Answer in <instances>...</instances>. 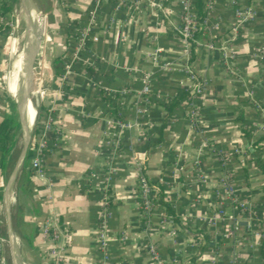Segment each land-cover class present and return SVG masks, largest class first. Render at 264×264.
<instances>
[{"label": "crops", "instance_id": "0c3cea01", "mask_svg": "<svg viewBox=\"0 0 264 264\" xmlns=\"http://www.w3.org/2000/svg\"><path fill=\"white\" fill-rule=\"evenodd\" d=\"M134 1L137 9L133 0H49L45 41L53 49L44 64L41 44L37 51L41 34H31L35 62L44 66L35 74L34 63L36 88L27 111L35 127H26V115L23 141L29 145L31 129L38 138L44 134L43 170L40 176L31 168L32 154L12 200L7 195L13 181L1 190L5 263L103 264L97 239L105 201L104 264H264V175L253 161V144L264 146V60L258 55L264 0H212L204 34L188 53L176 33L182 0H155L159 9ZM95 2L91 24L88 12ZM21 3L31 17L30 0ZM6 16L0 17V75L12 54ZM30 23L32 28L31 18ZM83 28L89 39L75 57ZM57 56L64 73L55 77ZM165 62L176 66L162 69ZM183 63L203 83L202 91L167 112L191 86ZM22 68L24 73V62ZM147 74L150 92L143 95ZM7 92L16 104L19 93ZM3 93L0 86V122ZM34 101L42 108L39 116ZM115 119L130 127L119 128ZM14 136L16 144L15 131ZM108 140L117 143L114 152ZM139 176L162 190L176 220L153 203L146 222L137 197Z\"/></svg>", "mask_w": 264, "mask_h": 264}, {"label": "built area", "instance_id": "2783aa9c", "mask_svg": "<svg viewBox=\"0 0 264 264\" xmlns=\"http://www.w3.org/2000/svg\"><path fill=\"white\" fill-rule=\"evenodd\" d=\"M113 1H118V0H113ZM211 1L212 0H205V5H206L207 9H208V6L211 4ZM146 2H147V5H149L152 8H156V9L161 8V4H159L155 0H146ZM193 4H194L193 0H182L181 1L180 13H179V24H178V27L176 28V31H177L176 33L181 38V40L183 41L184 52H186V53L189 52L190 42L194 40L193 34L197 30V28L199 27V23H197L195 15H194V5ZM133 6L135 9H137L139 6L138 2L133 0ZM97 10H98V2H95L93 7L88 12V22L89 23L92 24L95 22ZM77 37H78L76 40L77 45H76V47L74 49V53H73L75 57H77L79 52L85 48V43L89 39L87 37V28H85V29L83 28L82 30L78 31ZM91 39L93 41H95V40H97V37L93 36V37H91ZM196 44H197V42H196ZM207 47L209 49H212L213 46L211 44H208ZM158 52H160V49L156 50V53H158ZM258 55L262 60H264V42L262 43V45L260 46V48L258 50ZM153 60L156 61V55L153 57ZM173 66H176V64L172 63V62H165L164 64H162L161 68L167 70ZM180 66L182 67V69L187 74L188 80L191 83V86L189 89L190 90V97L192 98L194 96L199 95L202 91L203 83L201 81H199V79L197 78L195 73H193L191 71V69L189 68L188 65H186V63H183ZM263 73H264V69H263ZM149 81H150V75H148V74L144 75L142 78V82H143L142 94L143 95H147L150 92ZM262 84L264 87V79L262 81ZM190 114H191V119L194 120L196 118L194 111L191 110ZM114 124L116 126H118L119 128H129L130 127L129 123H121L117 119H115ZM48 127H49V125H48ZM48 127H46V129H45L46 131H48L51 126L49 128ZM38 139L41 140L43 143H39V140H38L37 146L33 149L34 154L30 160V164H31V168L38 175L41 176L42 170H43V168H42L43 167L42 146L44 144V134L39 136ZM107 143L109 144L111 150L113 148V152H114V150L117 147V143L115 141H112V140H108ZM108 178H109V175H108ZM155 192H156V190L147 181V179L143 176H139V178L137 180V197L139 199L140 208L142 210L143 216L146 219V222H147V220H148L149 216L151 215L153 208H154L153 197H154ZM218 215H221V211L218 212ZM108 218H109V213L106 210V202L104 201L102 204L101 212H100V218H99V223H98V239H97L99 249L102 252L103 264L108 259L107 237H106ZM42 233L44 234L45 237H47L46 228H44L42 230ZM256 236H258V234H256ZM3 243H4V239L2 237H0V264H6L5 259H4L3 254H2Z\"/></svg>", "mask_w": 264, "mask_h": 264}, {"label": "trees", "instance_id": "16d2710c", "mask_svg": "<svg viewBox=\"0 0 264 264\" xmlns=\"http://www.w3.org/2000/svg\"><path fill=\"white\" fill-rule=\"evenodd\" d=\"M194 1V15L196 18L197 23H199V27L193 34V41L190 42V48L191 50L196 45V40L199 36H203L204 34V28L208 24V20L206 18L207 16V7L205 6L204 0H193ZM12 12V3L10 4V0H1L0 3V17L4 15H8ZM4 27V25H3ZM0 29H2V25H0ZM60 62V57L57 56L52 60V69L53 74L55 77L61 76L64 73V70L62 67H60L58 64ZM15 88V86H11L10 89L14 93L12 89ZM16 95V94H15ZM190 96V90H186L179 94L177 97H175L174 101L165 107L167 112H169L173 107L176 106V104L183 98ZM5 113L2 121L0 122V176L3 180L7 179L16 160V157L13 154V150L15 147V136H14V128H15V114H16V104L14 99L9 93H5ZM42 110L41 107L38 108L37 116H39L40 111ZM38 118V117H37ZM37 134L36 129H31L30 136L31 138L34 137ZM46 135L48 138H50L51 132L47 131ZM263 139V137L261 138ZM259 141H256L253 144L254 151L257 152L256 158L253 160L254 165L256 168L260 170V172L264 175V146L258 145ZM34 143H29L25 158L31 156L34 154ZM157 188L156 196L153 199V203L155 205H162L165 207V211L167 214L172 215V210L170 203L165 196V194L162 192V190L155 185ZM2 199V191L0 190V200ZM173 219L176 220V218L173 216ZM0 229H1V223H0ZM259 252L260 255L264 261V238L261 241V244L259 246Z\"/></svg>", "mask_w": 264, "mask_h": 264}, {"label": "rangeland", "instance_id": "374dc122", "mask_svg": "<svg viewBox=\"0 0 264 264\" xmlns=\"http://www.w3.org/2000/svg\"><path fill=\"white\" fill-rule=\"evenodd\" d=\"M11 3H12V12L6 16L7 18L4 20V22L10 28L9 35H10L11 40L13 41L12 42V54L10 56V59H6V61L4 63V67H3L1 75H0V86L4 91V93H3L4 96H5V93H8L7 91L9 90L12 93V95L15 97L18 95L20 88H21V85H22V82H23V78H22L23 68L20 66V58H21V56H23L24 39H25V26H24V21H23V7H22L21 0H10V4ZM30 6L33 9L34 8L36 9V11L39 13V16L41 18V20H40L41 24L40 25L42 27V32H39V34H41V36H40L39 43L37 46V51L40 50L39 44H41L40 58H41L42 63L44 64L47 61V57L52 54L51 49H53V48H51V45L46 43V41H45V31H46V28H47V30L49 29L47 27V24L50 22L51 16H52L51 5L49 3V0H30ZM40 25H39V27H40ZM39 27H38V29H39ZM31 30H32V34H35V27L34 26H32ZM41 61L38 58L36 59L35 74H36V72L39 71V69H41L44 66V65H42V63H40ZM13 82L15 83V87H16L14 93L10 89V85ZM30 104H31V102H30ZM33 109H34L35 114H37L38 106H37L36 101L33 102ZM48 125H49V127L51 126L50 121H47L45 128L48 127ZM30 126H31V128H34L35 124L31 123ZM29 139H30L29 140L30 144L34 143V147H36L38 144V140H39L38 137L35 136V137L29 138ZM39 143H43V142L41 140H39ZM43 146H44V144H43ZM43 146H42V148H43ZM27 148H28V145L26 146V151H27ZM15 149H17V140H16V144H15V147L13 150V154L17 158V154H16ZM26 151H25V154H26ZM29 157L26 158V162H27ZM23 181H24V178H23V180L21 182V186L19 187L17 192H19L20 190L23 189V185H22ZM6 185H7L6 180L1 179V177H0V190H2L3 188L5 189ZM0 216L4 217L3 207L0 208ZM3 231L6 232L5 227H4ZM9 264H11V263L9 262Z\"/></svg>", "mask_w": 264, "mask_h": 264}, {"label": "water", "instance_id": "95a60500", "mask_svg": "<svg viewBox=\"0 0 264 264\" xmlns=\"http://www.w3.org/2000/svg\"><path fill=\"white\" fill-rule=\"evenodd\" d=\"M30 13L26 5L23 8V19L25 26V39H24V74L23 82L19 91V100H16L17 110L15 116V134L17 140V152L18 157L14 167V171L10 178L13 176V187L9 190L7 195L8 200H12L15 188L19 183V178L22 173V168L25 160L26 151V141H23L25 133V118L27 115L28 103L31 102L32 94L36 88L35 78H34V63L36 57V47L34 41L32 40L31 34V23H30ZM28 138V137H27ZM9 178V179H10ZM16 185V186H15ZM8 218V215H7ZM9 222V218H8Z\"/></svg>", "mask_w": 264, "mask_h": 264}, {"label": "bare ground", "instance_id": "6f19581e", "mask_svg": "<svg viewBox=\"0 0 264 264\" xmlns=\"http://www.w3.org/2000/svg\"><path fill=\"white\" fill-rule=\"evenodd\" d=\"M29 4V3H28ZM30 8H31V20H32V26H34L35 27V34L34 35H40L39 34V32H40V29H41V22H40V20H41V18H40V16H39V13L36 11V9L34 8H32L31 6H30ZM39 25H40V27H39ZM38 27H39V29H38ZM23 58L22 59H20V65H21V67H22V65H23ZM20 67V66H19ZM24 74V73H23ZM14 80V79H13ZM15 86V83L13 82V83H11V85H10V87L11 86ZM15 89H16V87L15 88H13L12 90L13 91H15ZM17 97V96H16ZM17 99L19 100L20 98H19V96L17 97ZM29 124H31V122H30V120H29V114H28V111H27V118H26V127H28V125ZM24 137H25V139L27 138V134H26V131H25V133H24ZM12 181H13V176L9 179V181L7 182V185H6V187H5V190L6 191H8L9 190V188H10V186H11V184H12Z\"/></svg>", "mask_w": 264, "mask_h": 264}]
</instances>
